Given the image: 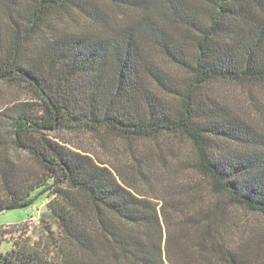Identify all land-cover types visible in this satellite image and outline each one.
<instances>
[{"label": "trees", "instance_id": "trees-1", "mask_svg": "<svg viewBox=\"0 0 264 264\" xmlns=\"http://www.w3.org/2000/svg\"><path fill=\"white\" fill-rule=\"evenodd\" d=\"M102 1L120 15L99 0H0V81L25 85L41 101L0 115V212L51 198L41 219L51 241L14 242L0 264H169L167 256L183 252L144 189L156 195L152 181L165 170L157 176L137 160L135 177L71 149L59 132L87 133L103 146L112 137L134 143V155L187 139L195 159H179L182 167L209 177L219 198L264 216V133L209 91L215 81L264 82V0ZM153 51L185 74L164 69ZM190 191L201 198L196 184L182 192ZM225 205L211 202L188 222L210 239L220 234L212 249L222 264H264V230L247 241L219 232ZM93 230L103 239L94 241Z\"/></svg>", "mask_w": 264, "mask_h": 264}, {"label": "rangeland", "instance_id": "rangeland-1", "mask_svg": "<svg viewBox=\"0 0 264 264\" xmlns=\"http://www.w3.org/2000/svg\"><path fill=\"white\" fill-rule=\"evenodd\" d=\"M99 2L101 5H105L109 15H120L118 10L107 3L105 4L104 1L99 0ZM152 56L171 74L180 76L185 74L163 57L161 53L153 51ZM209 91L235 115L243 118L254 129L264 133V82L234 83L215 81L209 86ZM23 102L35 104L37 108L41 104L38 97L25 85L0 81V115L7 112L15 104ZM55 136L71 149L75 150L79 147L88 150L103 161L120 165L135 177L139 176L140 168L136 166L137 160H142L143 166L147 163L148 170L158 173L156 174L157 176H160L159 173L162 169L166 171L167 177L164 176L161 181H152L156 195L152 194V186L145 185L144 189L148 190L146 195L159 204L163 227L166 232H172V237L178 241V245L185 249H183L182 253H177L178 250H174V256H167L169 264L171 262L175 264H222L212 249L213 242L220 238V234L214 233L216 239H210L207 235H203L201 230L193 227L191 222H188L191 217L199 219L201 210L208 209L211 202L226 201L225 206L229 216L225 224H223L225 229L219 230L224 235V238L235 237L238 240L247 241V236H254L257 232L264 230L263 215L233 206L225 196L219 198L213 191L209 177L197 170H186L182 167L179 159L191 163L195 159L193 145L187 139L179 137L168 138L165 143L171 145V148L162 144L161 148H159L154 143H150L147 148L134 155L131 151V146L136 149L134 143L128 144L113 137L107 139L106 145L103 146L96 142L92 135L83 132H59ZM25 157V155L22 156L23 159H26ZM167 168L171 170V173H168ZM171 174H173L172 178L169 179L168 177ZM192 184L198 186V195L201 198H198L193 191L182 192L184 187ZM160 190L161 193L165 191V196L169 199L171 196L175 197L177 202L171 200L172 204H166L164 197L158 194ZM50 199V197L45 195H38L28 207L8 209L0 212V226H2L0 230V252L10 250L14 242L17 241L36 244L39 242L43 243V241L44 243L51 241L46 225L41 223V219L48 212L47 203ZM46 219V223L52 227L55 236H61L56 221L49 217ZM24 221L27 224H23L25 223ZM93 224L97 226L95 222ZM206 224L207 221H201L200 229ZM5 230L8 232H5ZM92 235L96 242L100 241L101 238L103 239V236L101 237L99 232L97 233L94 230ZM199 244H207L209 247L202 249ZM103 253L104 251L100 247L99 254L101 257H103ZM109 260L112 261L111 259ZM254 261L256 260L254 259Z\"/></svg>", "mask_w": 264, "mask_h": 264}, {"label": "water", "instance_id": "water-1", "mask_svg": "<svg viewBox=\"0 0 264 264\" xmlns=\"http://www.w3.org/2000/svg\"><path fill=\"white\" fill-rule=\"evenodd\" d=\"M33 202V201H32Z\"/></svg>", "mask_w": 264, "mask_h": 264}]
</instances>
